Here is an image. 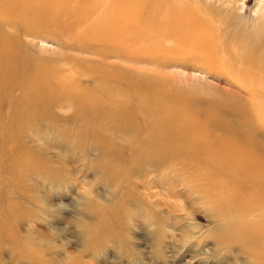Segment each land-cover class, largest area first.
Segmentation results:
<instances>
[{"label":"rangeland","instance_id":"obj_1","mask_svg":"<svg viewBox=\"0 0 264 264\" xmlns=\"http://www.w3.org/2000/svg\"><path fill=\"white\" fill-rule=\"evenodd\" d=\"M197 3L218 14L217 24L211 23L214 26L207 27L209 31L202 29L207 41L216 44L217 58L229 50L240 53L243 45L252 44L257 37L264 39V0ZM36 33L37 38L22 39L30 46L18 45L30 56H42L47 65H65L76 71L79 66L71 64L69 56L93 58L76 50H63V43L71 44L74 39L53 27ZM182 53L179 59H151L145 54L135 65L110 61L125 65L122 72L126 79L139 81L138 88L146 81L152 87L178 90L195 112L217 115L214 121L232 125L236 117L231 108L236 103L244 108L248 105L246 94L235 81L238 75H230L221 64L208 62L211 54ZM80 80L82 86L92 87L90 78ZM136 94L129 91L126 102L138 103L132 98ZM159 98L157 94L156 101ZM71 104L68 101L62 106H48L43 120L27 121L22 128L20 136L26 137L18 149L23 154L18 156L23 160L26 153L32 155L39 171L22 169L16 178L19 185L15 177L0 174V264H261L247 253L244 241L238 242L236 231L243 227L238 217L243 209L251 207L254 217H264L262 197L257 196L259 201L249 197L241 205L227 191L246 186L218 183L206 178L199 165L173 157H165L160 165L158 157L148 156L146 162L139 160L129 167L135 139L130 141V136L124 135L112 148L96 147L89 140L90 131L83 130L84 123L72 113ZM211 127L217 134V125ZM0 163L1 169L7 166L2 155ZM254 202L258 208L252 207Z\"/></svg>","mask_w":264,"mask_h":264},{"label":"bare ground","instance_id":"obj_2","mask_svg":"<svg viewBox=\"0 0 264 264\" xmlns=\"http://www.w3.org/2000/svg\"><path fill=\"white\" fill-rule=\"evenodd\" d=\"M197 1L0 0V155L7 162L4 169L0 168V174L15 177V182H18L16 178L22 169L39 171V165L32 155L26 153L23 160L18 156L23 154L18 149L22 138L26 137L20 136L22 128L27 121L43 120L48 106H62L69 101L72 102V113L84 123L83 130L90 131L89 140L96 147L112 148L115 140L124 135H129L130 141L135 139L136 147L129 159V167L139 160L146 162L148 156L158 157L160 165L165 157H173L176 161L199 165L206 178H213L218 183L224 181L236 188L237 184L246 186L235 191L226 190L237 197L241 205L249 197L255 201L258 196L263 200L264 39L257 37L252 44L243 45L240 53L229 50L217 58L216 44L207 41L204 36L218 14ZM50 27L74 39L71 44L63 43V50H76L93 58L69 56L71 59L68 61L79 66L74 71L65 65H47L42 56H30L18 45H28L22 43L24 37L37 38L38 30L40 32ZM257 27L262 28L260 25ZM7 28L13 32H8ZM203 28H207L205 32ZM261 33L264 35L263 31ZM182 52L184 55L185 52L211 54L212 59H206L208 62L221 64L228 68L230 75H238L235 81L239 83L240 91L246 94L248 105L244 108L236 103L231 108L232 115L236 117V121L230 123L232 125L214 121L217 115L195 112L188 98H184L178 90L152 87L149 81L150 84L141 82L138 88L139 81L126 79L122 72L125 65L110 61H129L135 65L141 62L140 58L145 54L152 56L151 59L158 56L162 59V56L177 57ZM86 65L93 67L85 69ZM130 69L136 71L138 68ZM81 77L90 78L92 87L82 86ZM129 91L138 93L132 96L138 101L135 105L126 102ZM157 94L160 98L156 101ZM211 125H217V134ZM30 142L27 144L32 146ZM10 145L11 148H8ZM21 183L24 184L23 181ZM252 204V207L256 205L255 202ZM250 208L243 209L244 212L238 216L243 227L237 229L236 232L242 236V239L239 236L237 239L238 242L244 241L245 245L242 246H246L252 258L264 264V217H254ZM248 218H252V222ZM261 224L263 228H259Z\"/></svg>","mask_w":264,"mask_h":264}]
</instances>
